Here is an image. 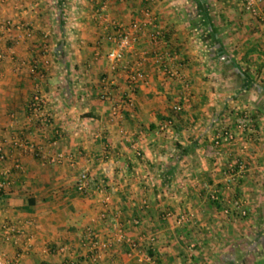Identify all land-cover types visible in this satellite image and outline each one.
<instances>
[{
  "label": "crops",
  "instance_id": "0c3cea01",
  "mask_svg": "<svg viewBox=\"0 0 264 264\" xmlns=\"http://www.w3.org/2000/svg\"><path fill=\"white\" fill-rule=\"evenodd\" d=\"M258 5L264 12V0ZM147 6L156 25L137 33L113 67L107 55L119 26L143 21ZM0 55V182L10 181L0 187V264H140L128 244L96 254L82 246L88 227L100 239L111 236L104 210L149 248L153 264H264V19L242 0H0ZM131 69L147 80L125 118L113 121ZM37 85L48 121L32 108ZM246 113L252 121L243 132L238 120ZM169 118L174 127L156 135ZM224 129L236 139L217 146ZM59 153L65 159L51 162ZM241 164L231 180L230 166ZM83 167L116 186L107 201L77 191ZM234 199L248 217L224 213ZM181 214L190 221L177 224ZM7 226L18 229L11 240Z\"/></svg>",
  "mask_w": 264,
  "mask_h": 264
},
{
  "label": "built area",
  "instance_id": "2783aa9c",
  "mask_svg": "<svg viewBox=\"0 0 264 264\" xmlns=\"http://www.w3.org/2000/svg\"><path fill=\"white\" fill-rule=\"evenodd\" d=\"M152 1V0H148ZM246 9L255 17H259L264 19V12H262L258 5V0H242ZM107 4H103V6L100 7L99 13L104 12L106 10ZM145 19L143 21L139 22H132L131 27H126L124 25H120L117 31V34L113 37L114 42L116 43V46L112 48L107 58L113 65V67H117L121 64H123L126 53L129 49L133 47V45L138 40L137 33L144 30V28L148 27L149 25L155 26L157 21V16L154 14L151 7L147 6L144 9ZM107 17V15H105ZM6 26H11V22H6ZM28 36H32V32L28 30L27 33ZM161 32L158 31L156 37H160ZM3 57V55H0V58ZM161 57L159 58V61H161ZM46 63H49L47 60ZM39 69V64L35 62L31 66L32 73H36ZM166 72L169 73L172 76H178L180 78H183L179 71H175L173 69H166ZM147 80V73L142 69H131L129 73V92L126 94L124 99L120 102H117L114 104L111 108V117L113 121H120L125 118V105H134L135 103V92L138 88V84L140 82H145ZM39 85H37L36 89L37 91L34 94V97L32 99V108L35 111L36 115H39L42 119L45 121H48L47 116L44 115L43 106H44V99L42 95L39 93ZM188 87V85H187ZM107 97V94L104 93L102 95V98L105 99ZM185 109L184 104H176L174 106V110L177 113L182 112ZM252 121L249 114H245L244 116L240 117L239 127L243 132L247 131L250 127V122ZM175 124L174 118H169L167 120L162 121L157 130L155 131L156 135H164L165 133L169 132ZM236 139L235 132L231 129H224L220 131L215 139L214 143L215 145L219 146L223 143H229ZM19 145H23L26 143L17 142ZM134 151L138 157H143V150L139 147H134ZM65 155L62 153L57 154L56 156L52 157L50 160L51 162H61L63 159H65ZM6 160V155L4 152L3 147L0 145V161ZM103 160V164L105 165V169L111 165L112 157L110 153L106 150L105 157ZM71 165L77 164L75 161V157H70ZM109 163V165H107ZM18 168H22L21 164L17 165ZM231 169V180H234L236 177L237 172L241 173L245 169V165L241 164L239 165V170H236L235 165L230 166ZM9 179H5L0 182V187L3 188L5 185L9 184ZM76 188L77 191L83 195H94V194H103L105 196V200L107 201L109 199L108 194L113 193L116 191V186L113 184L107 183L105 180L95 181L93 174L91 173L90 168L83 167L81 168L79 172V176L76 182ZM216 191H212V199L213 200H219V197L215 193ZM142 207H148L147 202L143 203ZM234 211L235 215L240 216L242 218L248 217L250 214V209L246 207L241 199H234L232 201L231 206L228 208H224V213L226 215L232 214ZM173 216L172 211H166L165 218H169ZM100 217L102 219H109L112 224V234L107 239H100L96 231L92 227H88L87 231L85 232V235L82 238V246L87 249L88 252H92L96 254L99 250H110L115 246L118 245H129V255L131 257H135L137 261L140 264H153L155 259L154 257L149 253V248L145 246L144 244H141L140 242L136 241L135 239L128 236L126 231L124 230V227L122 226L119 216L116 214L109 213L108 211L104 210L100 213ZM190 221V216L187 214H181L177 218V224L183 225L185 223H188ZM131 223H133L136 226H141L143 224V220L137 217H134L131 219ZM6 229V235L7 240L13 239V233L17 232L18 229L16 226H7ZM151 241L155 239L154 235H151ZM197 243L194 241L189 242L188 249L190 251L196 250ZM2 264H19L18 260L10 261Z\"/></svg>",
  "mask_w": 264,
  "mask_h": 264
}]
</instances>
